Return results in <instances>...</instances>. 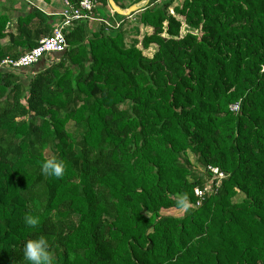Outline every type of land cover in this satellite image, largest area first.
<instances>
[{"label":"trees","instance_id":"obj_1","mask_svg":"<svg viewBox=\"0 0 264 264\" xmlns=\"http://www.w3.org/2000/svg\"><path fill=\"white\" fill-rule=\"evenodd\" d=\"M174 2L139 12L151 58L125 41L124 21L108 34L77 23L56 62L0 70V264H25L24 240L41 234L52 264H264V0ZM8 22L0 16V42L10 41L0 61L53 28L39 11L15 34ZM52 156L62 178L41 171ZM207 166L226 178L196 207ZM179 194L190 208L161 215L180 209Z\"/></svg>","mask_w":264,"mask_h":264},{"label":"built area","instance_id":"obj_2","mask_svg":"<svg viewBox=\"0 0 264 264\" xmlns=\"http://www.w3.org/2000/svg\"><path fill=\"white\" fill-rule=\"evenodd\" d=\"M27 1V0H25ZM63 10L57 15L58 21L53 26L49 36L41 38L36 47L23 53L18 58H5L0 61V70L14 73H21L26 68L36 65L40 60L53 57L67 49L65 33L72 30L77 23H99L107 29L116 30L122 24V20H117L114 12L110 11L107 17L97 14L100 7L99 0H80L76 5H72L68 0L63 1ZM53 63V62H52ZM231 111H237L238 105L230 107ZM204 179L203 186L193 188L195 206L198 207L205 199L215 194L220 188L222 180L226 178L218 168L207 166L199 169Z\"/></svg>","mask_w":264,"mask_h":264},{"label":"rangeland","instance_id":"obj_3","mask_svg":"<svg viewBox=\"0 0 264 264\" xmlns=\"http://www.w3.org/2000/svg\"><path fill=\"white\" fill-rule=\"evenodd\" d=\"M132 1H134V0H129L128 2L126 1V8H124V9H121V10H123V11H126V10H128L131 6H133V5H137V6H140V7H144L149 1H155V2H160V0H141L140 2H138V3H136V4H132V5H129L128 6V4L130 3V2H132ZM183 1L184 0H175V2H174V4H173V6H172V8L174 7V6H181V4L183 3ZM105 8V11H107L108 12V14H109V12L110 11H112L111 10V8L109 7V5H107V6H105L104 7ZM172 8H170L169 10H168V13L170 14V15H172V16H174L177 20H179L180 22H181V30H180V37H182L189 29H188V27L186 26V25H184L183 24V20H182V18H180V17H178L174 12H173V10H172ZM97 12H99V14L102 16V17H104L105 15H104V12H103V10L102 9H100L99 8V10L97 11ZM98 14V13H97ZM98 14V15H99ZM123 17H125V19H119V18H117V17H115L117 20H122V21H124L123 22V24H122V30H123V32H125V34H126V36H125V41L127 42V43H130V42H132V41H134V40H137V48H139V49H141L142 50V53H143V55L144 56H146V57H148V58H151L153 55H154V53H155V51H156V46L155 45H151V46H149V48H147V49H144L143 47H142V44H141V42H142V38H143V36L144 35H149V34H151L152 33V29L151 28H148V27H144V26H141V25H139L138 26V21H139V12H137V13H133V14H130V15H128V16H123ZM96 26H100L102 29H103V32H104V34H108L109 32L111 33L112 31H114V30H111V29H109V28H107V29H105L103 26H102V24H99V23H92V24H90L89 26H88V30H89V32H92L93 31V29L96 27ZM138 29V36H135L134 35V31L135 30H137ZM194 33H196L195 31H194ZM53 61L52 62H56L57 61V58H55V57H53V59H52ZM50 65V64H49ZM182 159L185 161V160H187V162H189L190 163V168L192 169V170H195V169H198V167H196V165L194 164V158H193V156L189 153V152H185L183 155H182ZM241 195H237L236 197H235V201H237V200H240L241 199ZM189 208H190V204H189ZM184 210L183 209H176V208H171V209H167V210H162L161 211V215H164V216H174V217H182L183 216V214H184Z\"/></svg>","mask_w":264,"mask_h":264},{"label":"clouds","instance_id":"obj_4","mask_svg":"<svg viewBox=\"0 0 264 264\" xmlns=\"http://www.w3.org/2000/svg\"><path fill=\"white\" fill-rule=\"evenodd\" d=\"M41 171L47 176L62 178L65 173V164L62 160L52 156L42 162ZM176 204L179 208L187 211L189 208L187 195L179 194ZM24 223L28 227L34 228L39 221L31 215H25ZM22 258L25 264H52L53 257L50 252L49 241L42 234L25 239L22 247Z\"/></svg>","mask_w":264,"mask_h":264},{"label":"crops","instance_id":"obj_5","mask_svg":"<svg viewBox=\"0 0 264 264\" xmlns=\"http://www.w3.org/2000/svg\"><path fill=\"white\" fill-rule=\"evenodd\" d=\"M63 1L64 0H0V16H6L9 19L6 32L15 34L18 19L33 11H39L42 14L53 18V27L58 21L57 15L64 8ZM99 8L103 10L105 15L104 17L109 15L108 12L105 11L104 7L100 6L98 7V10ZM97 13L99 14V12ZM0 44L1 46H8L10 45V41L8 38H5L0 42ZM52 59L53 57L44 58L36 65L29 68H35L33 70L45 68L52 63ZM33 74L35 73H32L31 75L33 76Z\"/></svg>","mask_w":264,"mask_h":264},{"label":"water","instance_id":"obj_6","mask_svg":"<svg viewBox=\"0 0 264 264\" xmlns=\"http://www.w3.org/2000/svg\"><path fill=\"white\" fill-rule=\"evenodd\" d=\"M107 2L111 10L119 16H128L130 14L137 13L142 10V7L133 5L128 10L123 11L114 3L113 0H107Z\"/></svg>","mask_w":264,"mask_h":264}]
</instances>
